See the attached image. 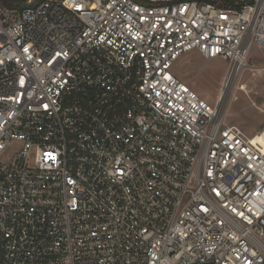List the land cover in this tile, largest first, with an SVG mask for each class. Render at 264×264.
<instances>
[{
    "label": "built area",
    "instance_id": "obj_1",
    "mask_svg": "<svg viewBox=\"0 0 264 264\" xmlns=\"http://www.w3.org/2000/svg\"><path fill=\"white\" fill-rule=\"evenodd\" d=\"M0 2V264H264V125L223 97L264 0ZM227 65L215 105L171 72ZM259 136V137H258Z\"/></svg>",
    "mask_w": 264,
    "mask_h": 264
},
{
    "label": "rangeland",
    "instance_id": "obj_2",
    "mask_svg": "<svg viewBox=\"0 0 264 264\" xmlns=\"http://www.w3.org/2000/svg\"><path fill=\"white\" fill-rule=\"evenodd\" d=\"M248 62L255 67L264 64V56L256 46L251 47ZM226 69L221 58L207 60L193 51L177 59L171 72L200 98L215 105ZM242 86L243 91L239 89ZM223 113L227 126H236L248 136L260 132L264 125V73L253 69L244 71L228 87Z\"/></svg>",
    "mask_w": 264,
    "mask_h": 264
},
{
    "label": "trees",
    "instance_id": "obj_3",
    "mask_svg": "<svg viewBox=\"0 0 264 264\" xmlns=\"http://www.w3.org/2000/svg\"><path fill=\"white\" fill-rule=\"evenodd\" d=\"M1 4L9 8H24L26 6L25 0H0Z\"/></svg>",
    "mask_w": 264,
    "mask_h": 264
},
{
    "label": "bare ground",
    "instance_id": "obj_4",
    "mask_svg": "<svg viewBox=\"0 0 264 264\" xmlns=\"http://www.w3.org/2000/svg\"><path fill=\"white\" fill-rule=\"evenodd\" d=\"M241 91H243L244 87L242 86L241 88H239ZM227 91L224 92L223 97L226 95ZM259 137V136H258Z\"/></svg>",
    "mask_w": 264,
    "mask_h": 264
}]
</instances>
